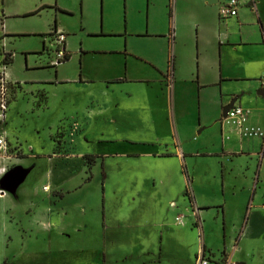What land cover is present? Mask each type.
Listing matches in <instances>:
<instances>
[{
  "label": "rangeland",
  "instance_id": "rangeland-1",
  "mask_svg": "<svg viewBox=\"0 0 264 264\" xmlns=\"http://www.w3.org/2000/svg\"><path fill=\"white\" fill-rule=\"evenodd\" d=\"M245 8L258 23L253 8ZM169 14L166 0H0V34L4 23L10 36L6 48L14 54L10 73L22 83L12 106L9 134L11 141H20L25 153L10 174L0 179V189L6 193V200H0V264H160L157 231L165 218V196L188 202L187 192L199 206H211L203 218L206 232L215 248L223 250L226 236L228 244L233 236L222 220L216 225L225 191L228 203L236 209L240 205L245 214L252 199L250 185L264 198V170L258 179L261 168L256 157L264 154L263 139L245 138L232 147L226 141L229 152L244 153L229 158L222 151L223 110L218 125L187 128L200 115V96L190 84L173 108L163 99L156 101V88L123 84L113 85L111 97L102 101L92 98L88 90L69 86L58 91L60 99L53 98L50 111H40L48 96L37 83L56 79L44 51L50 47L47 39L56 24L70 39L72 52L82 45L89 53L84 63L76 57L61 67L59 79L79 80L83 70L85 78L126 79L128 67L139 65L129 58L130 52L163 46L159 38H137L138 34L168 32ZM256 80L237 103L250 107L253 126L264 131V98L258 95L261 84ZM245 88L243 82L232 83L226 91L242 96ZM135 90L143 94L135 97ZM86 107L102 109V113L86 121ZM64 132L71 142L76 141L75 152L93 156V163L83 167L79 160L73 172L58 173L51 180L48 160L63 155ZM180 152L190 153L182 163V176L177 167ZM164 154L173 156L157 158ZM263 205L260 200L252 203L251 208H258L257 221L252 236L244 241V253L238 255L248 264H264V247L254 239L257 233L264 234ZM142 209L149 215L130 229L129 222ZM235 211L231 214L236 217ZM57 213L64 217L65 226L52 224ZM252 250H257L255 259ZM185 259L188 263L164 254L161 264H194L191 255Z\"/></svg>",
  "mask_w": 264,
  "mask_h": 264
},
{
  "label": "crops",
  "instance_id": "crops-1",
  "mask_svg": "<svg viewBox=\"0 0 264 264\" xmlns=\"http://www.w3.org/2000/svg\"><path fill=\"white\" fill-rule=\"evenodd\" d=\"M239 1L238 16L228 20H222L219 16V10L223 5H226L229 0H200L199 2L193 0H166L167 8L170 13L166 22L167 25H169L167 28H170L168 32H149L150 35L147 34L144 37H142L143 33H140L137 36V38L146 39L159 38L163 42V46L141 53L130 52L129 58H131V60L136 59L139 65L128 67L129 70L126 79L117 78V76L101 80H95L91 77L85 78L84 70L79 80L59 79V69L61 67L70 64L76 57H80V62L84 63V56L89 54L85 53L86 50L83 49L82 45L79 51L75 53L72 52L70 50L71 41L67 39L69 60L59 67H52L54 68L53 70H55V77L57 80L55 78H49L44 82L37 83V85L41 87L40 90L45 91L48 96L47 103L44 106L45 109L42 108L40 111L43 113L50 111L53 98L60 99L58 91L65 90L69 86H76L82 91L88 90L92 98L102 101L105 99L107 100V97H111L110 88L113 85L123 84H130L134 87L138 86V88H140V86L156 88L159 92L156 96L157 98H155L157 99L156 101L165 100L168 106L171 105L173 108L177 99L183 93L184 87L190 84L193 86L194 92H198L200 96V115L197 121L194 120V118L191 119L188 123V127L184 126V128H190L192 126L195 127L194 130H196L202 126L209 127L214 123L218 125L219 120L217 119H220L224 107L229 105L235 98L239 100L242 97V99H244V97L247 96L245 95V91L249 93L252 89V79L255 78L257 79L256 81L259 82L264 74V0ZM245 7L253 8L252 14L256 13L255 16L258 17V23L254 19H250L251 13H249ZM261 9H263V12ZM260 25L262 26L261 34L263 40L261 39L259 31ZM149 27L152 28V25L150 24ZM55 29H57V24L55 25ZM3 35L10 38V36H8L9 34L6 32L4 23H2V35L0 34V37ZM12 64H14V58L12 59ZM139 69L140 72L138 71ZM11 78L13 81H18L14 72H11ZM242 82L246 85L242 96L226 91V86L229 84H238ZM134 92L135 97L143 94V92H138V90ZM20 93L21 89L19 93L16 94V98ZM240 106L247 110L250 109V107L244 104H240ZM131 111H133L132 113L134 114V111L137 112L138 108L132 109ZM101 113L102 109L94 110L90 107H86L83 116L87 121L94 115H99ZM253 115L254 113L250 111V118L248 121L250 127H254ZM148 116L152 117L150 114ZM56 121L58 123L62 122V120ZM57 122L56 124L52 122L53 124L51 123V125H57ZM178 126L179 124L176 121L175 128ZM221 126L222 137L225 139L222 146L223 154L229 158L243 155L244 153H239L237 152L238 150L232 153L229 152L228 146L226 147V141L231 142L228 144L232 147L234 146V142H242L245 138L240 135L235 127L226 124L225 121L221 122ZM227 126L229 128L226 129ZM59 129L60 126L57 127L54 133L58 132ZM179 129L180 127H178V130ZM64 133L63 142L60 147V150L62 152L64 151L63 155L60 154V156L62 155L61 158L54 156L48 160L51 165L48 177L51 178V180H53L58 173L67 174L73 172L74 166L77 165L76 162H79V160L83 167H85L86 164L85 157L88 155L75 152L77 146L74 143L76 141L73 142L72 139L71 142L69 140L70 136L66 135L67 132ZM262 139L264 141V138ZM184 153L180 152V157L177 159V167L179 168L181 176L183 175L182 163H184L183 161L190 155L189 152ZM172 156L173 155L170 154H164L157 158L171 159ZM256 157L260 158L261 171L260 175L257 176L259 177L258 179H260L262 170H264V154H256ZM10 172L11 170L3 178L7 177ZM185 182L184 179V188L187 183ZM257 186L258 183L256 182L254 187L256 188ZM184 188L181 193L185 196ZM249 193L252 199L246 214L240 205H237L238 207L236 209L231 205L232 203H228L226 191L224 205L217 207L219 211L216 225H220L222 220L226 232L228 229H231L233 234L229 244L227 243L226 236L223 243V250L215 248L211 241L210 234L206 232L208 224L203 218L208 210L212 209L211 206H205V204L199 206L198 203L194 201V197L191 196H188V202H181L175 200V197L172 195H166L164 207L165 218L160 222V227L157 231V237L162 251L160 255V264L162 263L164 254L173 256L181 261V263H188V260L185 258L191 255L194 264H197L196 261L201 256L209 260L210 264L212 260H214L216 264H248L249 260L238 257V255L244 253V241L252 236L254 224L257 221L255 214L258 208H251L252 203L254 204L256 200H260L262 203L264 202L263 196L259 195L256 189L253 190V185H250ZM0 200H6V197L0 196ZM232 209L237 211V213L235 211L237 214L236 217L231 214ZM50 212L51 214L54 213L52 211ZM261 212L264 213V205L263 208H261ZM131 213L133 214L134 212L132 211ZM136 213L138 214L134 215L135 219L131 220L128 224L130 229L135 227L134 223H136L139 218H144L145 215H149V211L145 209H142V211L138 210ZM220 214L222 218H219ZM230 214L232 217H230ZM63 218L64 217L59 213L55 214L54 218L52 216V224H57L62 227L65 226ZM145 228H150V222L146 223ZM254 239L257 240L260 247H264V240L261 241L264 239L263 233H257ZM251 254L254 259L258 257L257 250H252Z\"/></svg>",
  "mask_w": 264,
  "mask_h": 264
},
{
  "label": "built area",
  "instance_id": "built-area-1",
  "mask_svg": "<svg viewBox=\"0 0 264 264\" xmlns=\"http://www.w3.org/2000/svg\"><path fill=\"white\" fill-rule=\"evenodd\" d=\"M239 0H229L219 10V16L222 20H228L238 16ZM50 47L44 48L48 53L50 67H59L69 60V52L67 46V35L57 29L49 34ZM2 47L0 48V179H2L13 167H15L25 155L23 145L17 139L11 141L9 134V123L12 106L15 101L16 94L19 93L22 83L13 81L10 73L13 54L7 50V36L0 37ZM52 55H51V54ZM261 89H264V74L260 79ZM250 111L236 104L229 112L228 117L224 119L225 123L234 127L239 131L243 138H264V131L260 128L250 127L248 121ZM31 153L33 148L28 149ZM4 190L0 189V196H5ZM197 264H210L203 256L196 261Z\"/></svg>",
  "mask_w": 264,
  "mask_h": 264
},
{
  "label": "water",
  "instance_id": "water-1",
  "mask_svg": "<svg viewBox=\"0 0 264 264\" xmlns=\"http://www.w3.org/2000/svg\"><path fill=\"white\" fill-rule=\"evenodd\" d=\"M258 95L264 98V89H260L258 91ZM237 102H238V98H235L229 103V105L224 107V109H223V119H226L228 117L229 112L234 108V106L237 104Z\"/></svg>",
  "mask_w": 264,
  "mask_h": 264
},
{
  "label": "trees",
  "instance_id": "trees-1",
  "mask_svg": "<svg viewBox=\"0 0 264 264\" xmlns=\"http://www.w3.org/2000/svg\"><path fill=\"white\" fill-rule=\"evenodd\" d=\"M93 159H94L93 156H89L88 155V156L85 157V160H86L87 164H92L93 163ZM186 195L189 196L188 192H187Z\"/></svg>",
  "mask_w": 264,
  "mask_h": 264
},
{
  "label": "bare ground",
  "instance_id": "bare-ground-1",
  "mask_svg": "<svg viewBox=\"0 0 264 264\" xmlns=\"http://www.w3.org/2000/svg\"><path fill=\"white\" fill-rule=\"evenodd\" d=\"M47 189V188H46Z\"/></svg>",
  "mask_w": 264,
  "mask_h": 264
}]
</instances>
